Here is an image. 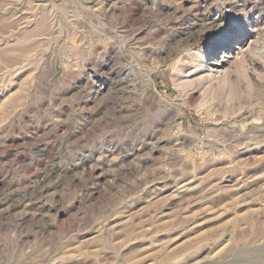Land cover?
<instances>
[{
	"label": "rangeland",
	"instance_id": "374dc122",
	"mask_svg": "<svg viewBox=\"0 0 264 264\" xmlns=\"http://www.w3.org/2000/svg\"><path fill=\"white\" fill-rule=\"evenodd\" d=\"M0 264H264V0H0Z\"/></svg>",
	"mask_w": 264,
	"mask_h": 264
},
{
	"label": "bare ground",
	"instance_id": "6f19581e",
	"mask_svg": "<svg viewBox=\"0 0 264 264\" xmlns=\"http://www.w3.org/2000/svg\"><path fill=\"white\" fill-rule=\"evenodd\" d=\"M229 53V52H228ZM225 57H229L230 56V54H225L224 55ZM149 79V78H148ZM151 80V79H150ZM16 205V204H15Z\"/></svg>",
	"mask_w": 264,
	"mask_h": 264
}]
</instances>
